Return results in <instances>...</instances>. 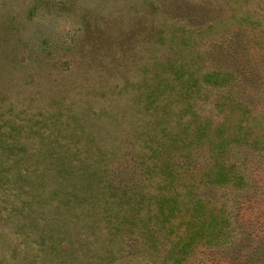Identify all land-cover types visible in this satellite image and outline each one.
<instances>
[{"label":"rangeland","instance_id":"obj_1","mask_svg":"<svg viewBox=\"0 0 264 264\" xmlns=\"http://www.w3.org/2000/svg\"><path fill=\"white\" fill-rule=\"evenodd\" d=\"M184 39L201 73L244 64L250 79L204 84L193 109L234 121L241 90L264 127V0H0V264L159 263L140 228H113L99 189L88 201L59 173L66 161L101 157L112 170L139 155L153 62L178 61L170 50ZM257 154L259 191L242 203H264Z\"/></svg>","mask_w":264,"mask_h":264},{"label":"trees","instance_id":"obj_2","mask_svg":"<svg viewBox=\"0 0 264 264\" xmlns=\"http://www.w3.org/2000/svg\"><path fill=\"white\" fill-rule=\"evenodd\" d=\"M170 52L181 58L154 61L146 82V139L139 155L112 170L101 157L66 161L59 174L83 189L88 201L99 189L113 228H140L152 257L160 256L158 264H264V203H242L259 191L252 192L259 185L251 166L264 151V127L255 130L257 120L249 115L256 101L236 90L237 118L214 124L193 109L204 84H247L244 64L201 73L199 56L192 57L185 39L183 48ZM215 187L225 190L220 200L199 192Z\"/></svg>","mask_w":264,"mask_h":264}]
</instances>
